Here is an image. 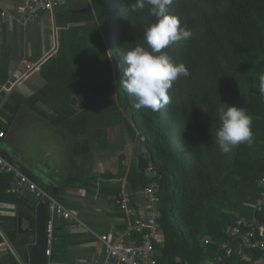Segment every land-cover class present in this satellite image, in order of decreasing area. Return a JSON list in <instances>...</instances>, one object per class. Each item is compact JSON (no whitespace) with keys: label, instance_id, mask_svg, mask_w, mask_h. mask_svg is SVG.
Returning <instances> with one entry per match:
<instances>
[{"label":"trees","instance_id":"trees-1","mask_svg":"<svg viewBox=\"0 0 264 264\" xmlns=\"http://www.w3.org/2000/svg\"><path fill=\"white\" fill-rule=\"evenodd\" d=\"M129 2L91 0L94 11L75 20L84 24H71L67 29L73 41L85 44L89 50L85 56L75 49L74 52L94 88L93 96L65 81L72 75L68 66L71 58L64 42L60 46L61 55L50 57L38 72L47 79V86L59 94L61 107L75 128L71 135L83 134L88 128H96L98 134H104L116 119L117 124L126 125L133 137L136 131L137 139L140 140V135L144 137L140 140L141 152L127 171L121 167L116 174L101 176H126L132 192L156 181L161 210L158 224L164 244H154L155 263L200 264L216 250L213 245L204 248L203 238H220L222 228L235 218L250 217L260 190L257 181L264 172V99L258 91V77L264 73V0H173L169 12L191 30L192 36L163 51L175 63H183L190 75L174 82L169 90L171 102L158 112L134 108V98L120 87L126 67L122 55L137 45H144L142 33L155 21L147 7L140 13H127L125 7ZM84 5L88 6L87 0ZM89 21L92 25L85 24ZM92 29L100 32L93 33ZM72 87L77 89L84 107L76 115L70 106ZM236 101L252 119L253 141L233 148L229 166L215 180L201 155L198 141L205 140L210 133L215 134L220 123L216 109L221 102L236 105ZM67 125H71L70 122ZM182 146L190 156L179 155ZM77 152L73 150V154ZM149 162L154 176L145 171ZM108 192L117 195L119 189L110 188ZM59 195L54 198L61 204ZM26 201L35 204L34 199ZM224 201L229 211L214 204ZM255 214L264 221V209ZM67 221L56 219L55 226L69 223ZM68 236L54 229L51 255L49 260L45 257L44 264L65 257L67 246L72 244ZM252 254V258L259 256L257 252ZM9 255L12 264H18L10 252ZM232 259L234 254L226 263Z\"/></svg>","mask_w":264,"mask_h":264},{"label":"crops","instance_id":"crops-1","mask_svg":"<svg viewBox=\"0 0 264 264\" xmlns=\"http://www.w3.org/2000/svg\"><path fill=\"white\" fill-rule=\"evenodd\" d=\"M87 1L88 6L84 5L85 0H56L52 11L43 12L35 20H26L18 10L22 0H0V123L5 122L8 126V129L0 128L5 134L0 155L15 161L24 173L53 196L59 193L61 201L65 203L61 204L77 219L55 226V229L69 235L68 241L72 244L67 246L64 258L51 264H102L103 248L97 235L110 233L129 242L134 236L132 234L130 239L125 213L114 202L111 203L115 195L108 192L110 188H118L119 192L129 190L126 176L103 178L101 174H116L121 167L128 170L134 160L131 158L134 151L131 144H134L133 139H137V131L133 137L124 124L122 134L119 127L122 124H117L114 119V123L105 129L104 134H97L98 140L111 148L107 149L109 151H96L100 149L92 146V142L85 136L87 131L71 135V130L75 128L61 107L59 94L47 86V79L38 72L50 57L61 55L60 46L69 38V26L84 24L75 21L77 16L94 11L91 0ZM83 7L90 10L70 13V10ZM85 24L92 25V21ZM78 32L81 33L82 30L79 29ZM92 32L100 31L92 29ZM71 53L68 66L72 76L65 81L77 85L84 93L93 96L94 88L90 95L84 87L85 81L92 86L85 74L83 73L84 79L75 75V64L81 70L80 58L76 52ZM70 93L71 110L76 115L84 107L77 89L72 87ZM48 97L60 104L64 115L56 113L51 116L42 107L47 106L43 100L47 101ZM21 101L25 103L23 109L19 105ZM38 120L46 121L52 132L39 130L36 124ZM68 122L71 125H67ZM129 123L133 125L132 122ZM114 127L119 141L123 139L120 143L108 136V129ZM36 137L34 146H29L31 138L34 140ZM73 150L78 152L73 154ZM64 151L70 152L68 158L64 157ZM86 158L90 160V164L85 163ZM7 180L0 173V248L7 249L18 264H29L27 245L33 243L34 239L31 234L18 232L17 213L33 216L27 208L26 200L34 199L35 204L40 200L31 194L13 192L10 189V179L9 182ZM146 205L142 190L135 191L131 203L133 211L146 214ZM114 207L118 210H114ZM21 227H28L24 219ZM157 243L164 244L162 233L159 234ZM252 253L244 252L241 258L234 254V259L228 261V264H264L260 256L252 258Z\"/></svg>","mask_w":264,"mask_h":264},{"label":"built area","instance_id":"built-area-1","mask_svg":"<svg viewBox=\"0 0 264 264\" xmlns=\"http://www.w3.org/2000/svg\"><path fill=\"white\" fill-rule=\"evenodd\" d=\"M56 6V0H22L18 8L26 20H35L43 12L52 11ZM4 131L0 130V147ZM143 141L144 137L139 136ZM264 162V155H263ZM146 173L154 176L155 171L151 162L147 165ZM0 173L10 179V189L21 195L31 194L37 200L46 201V219L44 226V256L48 259L51 253L52 242L55 239V220L62 218L68 221L77 220L75 215L62 204L58 203L54 196L42 186L32 180L22 171L19 165L0 155ZM260 188L258 197L254 203V213L248 217H237L222 228V237H204L203 247L213 245L216 247L213 255L206 257L200 264H227V258L237 254L240 258L244 252H257L264 260V221L255 212L264 209V172L257 181ZM147 202L148 213L143 214L133 211L131 203L134 192L122 190L113 197L114 203L125 213L127 218V230L134 234L132 241H126L120 236L110 233L99 234L97 238L103 248L102 264H156L155 242L158 241L160 226L158 219L161 210L158 207L159 184L156 181L148 183L142 189ZM236 250V253H235ZM49 260V259H48ZM51 264V262H48Z\"/></svg>","mask_w":264,"mask_h":264},{"label":"clouds","instance_id":"clouds-1","mask_svg":"<svg viewBox=\"0 0 264 264\" xmlns=\"http://www.w3.org/2000/svg\"><path fill=\"white\" fill-rule=\"evenodd\" d=\"M173 0H130L125 11L129 14L143 12L147 7L155 21L142 33L144 45H137L123 55L126 64L120 87L134 98L133 107L158 112L170 102L169 90L181 77L190 75L183 63H175L163 51L171 44L191 38L192 32L182 26L178 17L169 12ZM258 91L264 99V73L258 77ZM207 113L206 109H202ZM219 127L215 143L222 153H230L241 144L253 141L252 119L243 107L221 102L216 109Z\"/></svg>","mask_w":264,"mask_h":264},{"label":"rangeland","instance_id":"rangeland-1","mask_svg":"<svg viewBox=\"0 0 264 264\" xmlns=\"http://www.w3.org/2000/svg\"><path fill=\"white\" fill-rule=\"evenodd\" d=\"M65 43H66L65 48H66V51L69 53V56H71V54H72L71 52L74 51V49L77 50L78 52L80 51L81 56H85V55L89 54V50L85 46V44L78 43L76 40L73 41L71 37H69V38L67 37V41ZM74 63H76V62L74 61ZM75 66H76V70H75L76 74L75 75L80 76V77H82V79H84L83 72H81V70L78 69V64H75ZM83 83H84V87L86 88V91L90 95H92L93 87L90 86L86 81ZM112 88H113V92H114L115 91V81H113ZM43 101L45 104H47V106L42 105V107L51 116H54L56 113L57 114L58 113L63 114V111L60 109V106H59L60 104L57 101H55L49 97H48L47 101L46 100H43ZM19 105H21V107L23 109L25 106V103L21 101L19 103ZM236 105L237 106L239 105L238 101H236ZM2 114L4 115V113H2ZM122 116L125 117V113H122ZM120 121H122V120H120ZM36 124L39 126L38 127L39 130H45V131L52 132V131H50L51 126L48 123H46V121H39L38 120V122H36ZM120 124H122L121 126H119L120 131L122 133V130L125 126H124V123H120ZM0 128L8 129V126L5 122H2V123H0ZM116 131H117L116 127L109 128L108 129V136L110 138H114L115 142L120 143L121 141H123V139H120V141H119V138L117 137ZM97 134H98V132L95 128H90L87 130V133L85 135L92 142V146H95V148L97 147L100 149V150H96V151H101V150L105 151V150L111 148L106 143L99 141ZM36 140H37V137L34 138V140H33V138H31L29 146H34ZM133 142H134V144H131V147H133L134 151H133V154L131 155V158L136 159L138 154L141 152L140 140L139 139H133ZM198 144H200V146H201V150H200L201 155L204 157V159H205V161L209 167V171H210L212 177L215 180H217L219 178L220 174H222V172H224V169L229 166V164L231 162V157L233 154V149L230 153H227V154L222 153V151L220 150L218 145L215 143V134H213V133H210V136L208 138H206L205 140H199ZM107 151H109V150H107ZM178 151H179V155L182 156L183 158L190 156L188 153V150L185 149V146L180 147V149ZM62 153H65L64 157H67V158L70 155V152L64 151ZM85 163L90 164V160L88 158H86ZM61 202H63V201H61ZM113 202L114 201L112 200L111 203H113ZM214 204L216 206L220 207L224 211H229V209H230V207L226 201L214 202ZM166 205H170V204L167 203ZM160 206H161V204H160ZM114 210H118V209L114 207ZM235 214H237V213H235ZM237 216H239V215L237 214ZM85 225L88 226V224H85ZM95 230L99 231V228H96ZM160 233H161V231H160ZM200 244H201V242H200ZM11 263H12V259L8 253V250L2 249V247H1L0 248V264H11Z\"/></svg>","mask_w":264,"mask_h":264},{"label":"water","instance_id":"water-1","mask_svg":"<svg viewBox=\"0 0 264 264\" xmlns=\"http://www.w3.org/2000/svg\"><path fill=\"white\" fill-rule=\"evenodd\" d=\"M90 9L88 7L77 8L70 10V13H80L86 12ZM15 156V155H14ZM17 158V156H15ZM27 208L30 210L31 215L22 214L21 212L17 213V226L19 233H32L33 234V243L27 245V251L29 256V264H44V226L46 219V201L40 200L36 204L27 203ZM24 219L28 223L27 228L21 227V221Z\"/></svg>","mask_w":264,"mask_h":264}]
</instances>
